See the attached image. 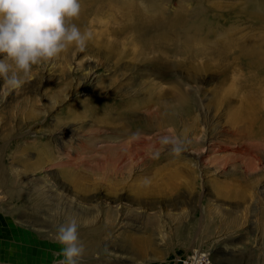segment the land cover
I'll use <instances>...</instances> for the list:
<instances>
[{"label":"rangeland","instance_id":"374dc122","mask_svg":"<svg viewBox=\"0 0 264 264\" xmlns=\"http://www.w3.org/2000/svg\"><path fill=\"white\" fill-rule=\"evenodd\" d=\"M107 14L86 17L84 51L34 66L8 94L0 80V264H56L49 233L68 215L79 264H264V70L251 81L243 64L209 61L211 81L191 84L203 113L195 102L172 126L145 116L146 80L97 50L112 40ZM177 80L155 81L161 101ZM208 141L201 163L183 153Z\"/></svg>","mask_w":264,"mask_h":264},{"label":"bare ground","instance_id":"6f19581e","mask_svg":"<svg viewBox=\"0 0 264 264\" xmlns=\"http://www.w3.org/2000/svg\"><path fill=\"white\" fill-rule=\"evenodd\" d=\"M237 1L225 2V8L221 5L224 2L219 0H194L192 5L191 1H184L170 11L164 0H81L82 11L75 23L82 31L87 16L98 17L107 10L112 26L107 23L109 27H103L101 33L112 40L107 38L97 50H104L106 60H110L113 51L117 52L119 56L114 65L118 66V71H133L141 80H146L135 82L138 90L147 87L145 116H166V121L172 125L175 113L188 116L196 103L199 112L203 113V105L197 96L199 87L192 88L191 84L211 81L209 78L212 79L214 71L209 68V61L219 58L221 62L232 64L223 68L243 64L251 81L263 72L264 0ZM115 12H119V18L113 17ZM217 67L222 69L220 65ZM181 70L186 74L181 75ZM167 72L178 79L177 85L166 94L173 104L161 101L156 92L159 84L155 81ZM130 92L138 91H126ZM97 115L94 117L100 122L102 118ZM139 133L143 132H132L134 135ZM210 143L195 146L194 151L183 150V153L201 163L207 151L214 149L213 144L212 149H208Z\"/></svg>","mask_w":264,"mask_h":264},{"label":"clouds","instance_id":"9594fccd","mask_svg":"<svg viewBox=\"0 0 264 264\" xmlns=\"http://www.w3.org/2000/svg\"><path fill=\"white\" fill-rule=\"evenodd\" d=\"M81 0H0V80L8 94L19 90L34 66L45 64L69 50L84 51L91 32L75 21ZM77 218L68 215L49 233L62 257L56 264H79L85 248Z\"/></svg>","mask_w":264,"mask_h":264}]
</instances>
